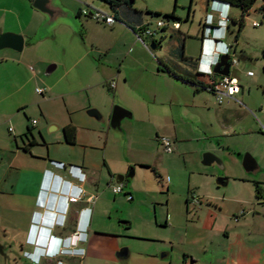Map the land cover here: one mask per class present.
<instances>
[{"label":"rangeland","instance_id":"obj_1","mask_svg":"<svg viewBox=\"0 0 264 264\" xmlns=\"http://www.w3.org/2000/svg\"><path fill=\"white\" fill-rule=\"evenodd\" d=\"M61 1L64 6L76 11L75 13L78 7H81L113 14L110 7L102 0ZM263 1L257 0L250 14L246 16L245 25L238 38L239 23L233 24L232 29L228 31V37L233 41L234 46L238 40V55L243 51L246 56V58L238 57L239 63H235L231 70L244 88V92L237 95L242 104L235 103L229 108L231 109L229 129L231 130L224 132L217 119L216 111L219 105L210 93L205 92L204 98L210 100L212 105L211 113H206L202 110L203 108L193 103L190 106V115L181 114L179 107H174L177 114L180 113L177 116V124L191 138L177 139L178 143L181 142L183 150L176 149L173 153H168L160 147L156 128L150 121L137 117L124 118L121 128L109 127L108 112H111L112 106L128 108L118 97H113L114 92L107 91L103 86L104 68L111 66L113 69L119 67L123 69V74H128L129 78L134 79V91L143 94L144 97L151 87L158 85L159 78H166L161 74L156 75L153 69L157 68V58L152 53V48L150 50L136 35L134 41L139 43L142 50L135 48L133 42L128 46L131 53L125 54V57L119 53L118 49L106 55L92 48V39L100 34L98 32L86 34L87 29L84 24L87 19L92 20L95 31H98L99 26L110 28L109 26L112 25L93 20L86 15H83L84 17H81L78 22L61 18L47 30L46 36L39 38L33 45V50L36 51L32 58L43 59L45 64L43 73L37 78L34 77L35 79L29 78L27 68H18L17 63L8 56L10 53L18 57L24 56L25 52H27L25 56H29L27 55L29 47L21 52L6 48L0 50V111L15 114L16 120L9 123L15 133L19 131V125L27 122L24 112L32 118L41 119L44 123L42 116H38L41 109L45 110L53 121L63 116L67 117L70 111L75 118L86 116L95 122L93 127L84 129L85 140L99 145L101 149L106 144L110 157L112 155L125 157L126 151L134 148L140 150L137 154L141 159L149 161L145 164L147 166L144 164L131 166L135 173L129 181L134 180L137 189L133 201L126 205L122 204L120 200H125V195L116 196L112 188H108L110 197H120V200L117 204L118 208L112 210L113 224H110L111 231L108 232L107 238L126 243L124 247L130 249L133 257L148 251L152 246H160L161 242L154 237L176 239L179 235H184L185 226L182 224L185 222L183 218L186 214V199L189 191L206 200L210 197L216 199L225 191L229 192L230 199L237 193L248 203L252 199L253 202L257 199L256 179L264 174V59L262 54L264 20L262 13L258 10ZM204 2L205 0H136L134 7L144 11L145 24L152 29H157L159 20L169 23L168 29L162 28L157 34V38L159 40L163 38L164 42L160 50H155L158 58L165 55L168 43L173 37L180 36L185 41V35L189 36L185 44L187 55L199 57L202 52V37L200 39H193V37L201 33L202 23L205 22ZM147 7L151 10H147ZM214 8L215 6L211 5L210 11H214ZM148 11L159 12L161 15H154ZM172 13L175 14L176 19L165 17L166 14ZM231 13L238 15V20L242 18V13L237 8H234ZM43 17H45L44 13L35 9L30 0H0L2 33L20 34L11 29L18 30L21 26L30 33L34 29L38 32L44 26ZM255 21L260 22L261 25L255 26ZM174 22H178L180 28H174ZM120 24L122 23L117 21L115 26ZM6 56L9 58L5 59ZM52 64L57 65V68L47 73ZM31 65L35 67L34 63ZM249 70L254 72L253 76L248 74ZM203 77L210 79L208 75ZM37 87L46 88L48 91L42 96L37 92ZM146 99H148L147 96ZM89 107L98 109L103 119L89 115ZM204 131L207 133L204 134ZM77 152L81 156L83 150L77 149ZM206 152L215 154L222 164L216 162L211 165L203 164L202 159ZM90 153L97 159L102 158V154H98V151L92 150ZM246 154H251L255 158L257 164L261 165V170L260 167L253 171L245 169L243 159ZM234 157L238 158L237 161ZM154 167L166 181L155 174L152 169ZM224 177L231 178L229 184L225 186L218 181L219 178ZM125 190L127 191L128 187ZM231 203L233 204L234 201ZM192 204L194 208L200 206ZM119 211L132 217L131 229L127 230L117 219L116 215ZM168 214L170 224L163 226L167 220L165 216L168 217ZM155 216L158 222H155ZM119 230H124L121 232L123 236L119 234ZM179 247L176 251H180Z\"/></svg>","mask_w":264,"mask_h":264},{"label":"crops","instance_id":"obj_2","mask_svg":"<svg viewBox=\"0 0 264 264\" xmlns=\"http://www.w3.org/2000/svg\"><path fill=\"white\" fill-rule=\"evenodd\" d=\"M78 8L77 14L82 10L81 7ZM217 9L226 11L220 7H215L214 11H210L209 7L206 16L211 12L216 19ZM147 10L151 9L147 7ZM231 12L232 10L229 12L231 17L238 20V15ZM85 22L83 24L87 29L86 34H95V32L100 34L92 39L91 43L92 48L99 53L107 55L118 49L119 53L125 57V54L131 53L128 46L133 42L135 48L142 50L139 43L134 41L136 31L125 23L120 22L122 24L119 26H115V23L109 26L110 28L99 26L98 31H95L92 20L87 19ZM11 30L24 36L25 46L22 51L28 47L30 50L27 54L29 56H25L27 52L24 56L18 57L11 53L8 56L17 63L18 68H27L29 78L39 77L45 68L44 60L32 58L36 51L33 50L35 42L29 43L37 31L34 29L30 33L22 26L18 30ZM228 31L230 30L226 28L216 33L225 36L224 41L230 51L235 54L234 59L238 64V57L246 58V56L243 51L238 55L237 45L239 43L233 45V41L228 37ZM188 37L185 35V41L180 36L173 37L168 43L165 55L161 58H158L155 50L163 47V38L154 42L148 41L150 45L157 44V48L152 53L157 58L158 64L153 70L156 75L161 74L166 77L159 78L158 85L151 87L145 93L148 99L143 94L134 91V79L129 78L128 74H123L124 70L120 67L104 68V78H102L103 86L107 91L114 92L113 97H118L131 113V116L124 118L137 117L150 121L156 128L158 142L161 135L172 137L174 151L180 148L183 150L181 142L178 143L177 139L191 138L177 124V116L180 113L190 115L192 103L199 105L206 113H211L210 100L204 98L205 92H208L219 105L216 111L217 119L226 132L231 130L229 129L231 122L229 116L231 109L229 108L235 103L242 104L237 95L244 92L241 85L240 92L234 98L219 103L211 90L204 88L197 90L191 83L171 74L169 68L178 74L181 71L171 59L170 49L184 43V54L194 58L188 56L186 52L185 44ZM200 37H202V29L201 33L193 39H200ZM227 46L219 44V49L223 51L227 49ZM201 55L202 52L196 59L199 60ZM8 56L5 59L9 58ZM207 59L213 61L214 57L208 55ZM32 63L35 67L31 65ZM55 68L57 65L52 64L48 70L51 69L52 72ZM203 79L206 84L211 83V78ZM112 81L116 82L115 88L110 87ZM47 91L46 89L45 93L40 95L44 96ZM202 98H204L203 102ZM175 106L179 107V114L174 110ZM113 109L114 105L111 112H108L109 127H112ZM24 115L27 122L19 125V131L15 133L14 128L9 125L16 120L15 114L0 111V264H58V262H63V264H264V197L262 199L257 197L255 202L252 199L248 203L240 198L238 193L230 199L228 191L221 193L216 199L210 197L206 200L200 197L202 203L198 208H194L190 202L189 197L192 193L189 191L186 199V214L183 218L185 222L182 224L185 226L184 235L181 234L176 239L154 237L161 242L160 246H152L148 251L133 257L130 249L124 247L126 243L107 238L108 232L111 231L112 210L118 208L117 204L120 200V197H110L108 188L118 184L115 181L117 175H125L123 191L114 194L116 196L125 195V200H120L122 204L126 205L133 201L137 189L134 180L129 181L132 177L129 175L133 173L134 176L135 173L131 166L138 164L147 166L145 164L149 161L139 157L137 152L140 153V150L138 149L131 148L130 150L129 148L125 157L119 155L110 157L106 144L101 149L99 145L86 141L84 129L95 125V122L86 116L75 118L69 111L67 117L63 116L53 121L49 114L41 109L38 116H42L43 123L41 119L32 118L26 112ZM201 119H203L202 115ZM34 120L37 122L34 123ZM68 125H74L77 128L75 144H68L65 141L64 129ZM206 133L204 131V134ZM30 140L34 143L31 144ZM159 145L162 147L160 142ZM77 149L83 150L81 156L78 155ZM92 150L102 154V158L97 159L91 155ZM257 158L260 160L259 157ZM234 159L237 161L238 158L234 157ZM53 161L64 162L67 167L59 168ZM259 167L261 170V165H258V169ZM152 169L158 177H163L156 167ZM224 178L223 182H227L228 185L231 178ZM162 180L165 179L162 178ZM256 180L260 183L264 194V174ZM75 185L82 189V193L77 202H70L65 194L69 191H78L79 188ZM232 201H234L233 204ZM120 213V211L117 213V219L127 230L131 229L132 217ZM57 215L58 224L52 229V223ZM166 218L163 226L170 224L168 223L170 215L168 214V217L166 215ZM155 222H158L156 216ZM86 228L87 235L82 233ZM77 231L82 233V240L74 246L79 249L76 254H63L58 257L45 256L38 262L37 258L43 253V247L48 248V252L52 253L58 249L57 238H68ZM123 231L118 232L121 235ZM34 241H37L38 247L32 244ZM177 247L180 251H176ZM122 250H126L124 252L128 255L119 258L118 254ZM25 252H30L31 255L27 257L24 255Z\"/></svg>","mask_w":264,"mask_h":264},{"label":"built area","instance_id":"obj_3","mask_svg":"<svg viewBox=\"0 0 264 264\" xmlns=\"http://www.w3.org/2000/svg\"><path fill=\"white\" fill-rule=\"evenodd\" d=\"M217 10H218V12H217V18L216 19L214 18L213 13H208L205 21L208 24H213V25L217 24L218 28L216 29V31H221L222 29H226L228 27V24L231 21L232 17H231V14L227 11L219 10V9H217ZM90 12H91V14H90ZM81 15L90 16L93 19H96V20L101 21V22L108 24V25H113L117 22L114 13L109 14V13H105L101 10H96V9L84 8L81 10ZM254 25L260 26L261 24H260V22L255 21ZM164 26H165V23L162 20H159L157 22V29H152L150 26L145 24L144 26H141L137 29V31H136L137 38L151 50V45L149 44V42H154L156 40H159L157 38V34H158L159 30L162 29ZM174 28H176V29L180 28V24L178 22L174 23ZM208 33L212 35L213 32L207 31L206 34H208ZM212 37H216V36L212 35ZM206 43H207V47H209V46L211 47V53H212L211 57H214L213 64L210 68H203L200 70L205 71L202 74L213 77L214 75H216L213 71V66L219 61L220 56L222 54H225V53L231 52V51L224 41L219 40V39L216 40L214 38L211 39L210 35H207L206 37L203 38V46H205ZM219 44L226 45L227 49H225L223 51L220 50ZM233 55L235 57V54H233ZM235 63H237L236 59H234L233 66L235 65ZM233 66H232V68H233ZM198 71H199V68H198ZM199 72H201V71H199ZM248 74L253 76L254 72L249 70ZM115 86H116L115 81L110 82L111 88H115ZM209 86H210L209 89L215 94V97L219 103H224L227 99L234 98V96L237 93H239L240 89H241L240 81H239L238 77H236L235 75L232 74V71L229 75L221 76L220 78L217 77L215 79V81L210 83ZM45 91H46V88H42V87L37 88V92L39 94H44ZM33 122L36 123L37 120H34ZM11 130H12V128H11ZM159 142L162 145V148L164 149V151H166L168 153L174 152V149H175L174 140L172 139L171 136L161 135V136H159ZM53 163H55L59 168H66L67 167V164H65L64 162L53 161ZM123 189H124L123 183H118V184L112 186V190L116 194L122 192ZM81 191H82V189H81ZM66 196L70 202H77L80 198L79 193H74L72 191L67 192ZM191 202L194 203L195 205L199 204L200 203V197H198L196 194H194V195L192 194ZM80 234H81L80 231H77L73 235L75 237L79 238ZM78 250L79 249H73V250L70 249L68 251H74L77 253ZM24 255L29 257L31 255V253L25 252ZM58 264H63V263L58 262Z\"/></svg>","mask_w":264,"mask_h":264},{"label":"trees","instance_id":"obj_4","mask_svg":"<svg viewBox=\"0 0 264 264\" xmlns=\"http://www.w3.org/2000/svg\"><path fill=\"white\" fill-rule=\"evenodd\" d=\"M102 1H104L110 7L118 22L125 23L126 25L133 28L135 31H137L139 27L145 25L144 11L134 7V0H102ZM256 2L257 0H210V6L213 5L215 7H220L221 9H225L228 12H230V10H233L234 8H237L241 11L242 18L240 20H236L235 18H232L227 27L229 30H231L233 24L239 23V29L237 31V38H238L243 26L245 25L246 16L250 14ZM258 10L262 13L264 20V1L259 6ZM148 13H152L154 15H161V13L159 12L148 11ZM79 15H81V12H79ZM165 17H167L168 19H176L174 13L166 14ZM162 21L165 23L163 30L168 29L169 23H167L164 20ZM217 28L218 25L208 24L205 21L204 23H202V38L206 37L207 35H210L209 33L206 34L207 31H211L214 33ZM236 42H238V40H236ZM169 54L171 59L178 66V69L181 71L178 74L175 70L169 68V72L171 74L191 83L196 87L197 90H200V88L210 90L209 89L210 84H206L205 80L203 79L204 74L198 71L199 60L196 58L187 57L184 54V43H182L178 47L170 49ZM262 54L264 59V49ZM217 77H218L217 74L214 75L213 77H210L211 78L210 82L212 83L213 81H215ZM64 133H65V141L68 144H75L77 142L76 126L74 125L66 126L64 129ZM256 185L258 188L257 189L258 198L262 199L264 197L262 187L259 182H257Z\"/></svg>","mask_w":264,"mask_h":264},{"label":"water","instance_id":"obj_5","mask_svg":"<svg viewBox=\"0 0 264 264\" xmlns=\"http://www.w3.org/2000/svg\"><path fill=\"white\" fill-rule=\"evenodd\" d=\"M32 6L35 9L40 10L44 13L45 20H44V26L42 27V29L36 33L37 35H34L32 37L29 43L37 42L39 38L46 36L48 33L47 30L50 29V27L54 25L61 18H67L71 22H78L80 18L82 17L81 15L75 13L70 8L64 6L61 0H32ZM209 7H210V0H205L203 4V9H204L205 14L208 12ZM201 40H202V50H203V47H204L203 38H201ZM24 46H25V38L23 35L17 34V33H11V32L0 34V50L5 49V48H11V49L21 52ZM151 48L152 50H155L157 48V44L152 43ZM233 64H234L233 51L230 53L222 54L220 56L219 61L213 66V71L215 74L218 75V78H220L221 76L229 75L231 73ZM47 73H51V69L48 70ZM88 114L100 120L103 119L102 114L96 108H90L88 110ZM126 116H131V113L127 109L121 106H114L112 117H111V126L113 128H120L121 121ZM202 162L205 165H211L215 162L222 164V161L215 154L211 152H206L203 155ZM243 165L247 171H253V170L258 169L257 161L251 154L245 155L243 159ZM129 176L130 177L133 176V173H131ZM125 178H126L125 175H117L115 178V181L117 183H123ZM224 179L225 178H219L218 180L219 183L226 184L227 182H223ZM124 251L126 250H122L119 252L118 254L119 258H122L128 255V253H125Z\"/></svg>","mask_w":264,"mask_h":264},{"label":"clouds","instance_id":"obj_6","mask_svg":"<svg viewBox=\"0 0 264 264\" xmlns=\"http://www.w3.org/2000/svg\"><path fill=\"white\" fill-rule=\"evenodd\" d=\"M228 12V11H227ZM216 32H220V31H215L214 33H212L213 36H216V37H212V35L210 34L211 36V39L214 38V39H219V40H222L224 41V35H217ZM225 42V41H224ZM226 43V42H225ZM227 44V43H226ZM205 48L206 49V52H205ZM210 52V54H209ZM212 56V53H211V47H203V50H202V55L199 59V64H198V68H199V71H201L200 73H204L205 71L203 70H200V69H203L204 67L205 68H210L213 64V61H210V59H207V56ZM207 64V65H206ZM205 65V66H204ZM77 188H79L78 191L74 192V193H79V195H81L82 191H81V188L78 186V185H75ZM67 193V192H66ZM66 195V194H65ZM67 197V196H66ZM58 224V215L56 217V219L53 221L52 223V229ZM87 228L85 229V232L83 231L82 233H85L87 235V232H86ZM81 233V232H80ZM82 233L80 234L79 238L78 237H75L74 235L68 237V238H57L58 241H59V246H58V249L52 253H49L48 252V248L46 247H43L44 248V251L42 254L39 255V258H37L38 262L40 261V259L42 257H45V256H52V257H58L60 255H63V254H76V252L74 251H68L70 249H77V248H74L75 245L78 244V242L80 240H82ZM32 244L37 245V241H34ZM63 263V262H62Z\"/></svg>","mask_w":264,"mask_h":264},{"label":"flooded vegetation","instance_id":"obj_7","mask_svg":"<svg viewBox=\"0 0 264 264\" xmlns=\"http://www.w3.org/2000/svg\"><path fill=\"white\" fill-rule=\"evenodd\" d=\"M30 142H31V144H33L34 142H33V140H30ZM190 202H191V199H190ZM192 203V202H191ZM190 203V204H191ZM202 203V201H201V199H200V203L198 204V205H200Z\"/></svg>","mask_w":264,"mask_h":264}]
</instances>
